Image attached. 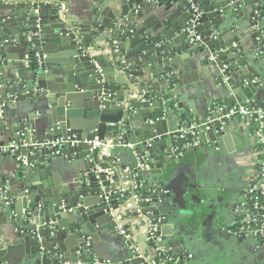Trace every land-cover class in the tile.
Segmentation results:
<instances>
[{"label": "water", "instance_id": "1", "mask_svg": "<svg viewBox=\"0 0 264 264\" xmlns=\"http://www.w3.org/2000/svg\"><path fill=\"white\" fill-rule=\"evenodd\" d=\"M69 1L0 0V12H7L0 15V53L3 48L18 46L25 53L22 61L29 63L24 70L20 68L24 62L15 63L20 75L16 78L0 77V119L16 133L22 132L18 145L28 162L25 182L34 183L35 173L48 171L47 165L55 168L64 158V184H69L66 190L64 184L41 177L43 183L26 193V184L0 179L18 192L22 203L21 209L10 208L1 200V213L11 217L15 230L10 228L5 237L0 231V264H92L97 237L102 232L115 236L120 223L117 216L123 212L147 230L151 221L165 217L160 229L163 247L167 253L181 256L188 250L189 238L184 225L178 228L175 224L186 209L181 194L176 195L165 182L151 180L146 183L150 190L158 185L164 191H144V199L151 198V203L142 202L140 212L130 207V188L135 182L163 174V165L173 160L161 163L158 158L160 164L150 171L134 170L135 164L121 165L117 178L123 175V180L111 184L101 172L106 166L100 161L101 152H91L84 142L107 141L125 132L126 145L152 140V158L156 148L167 150L170 156L182 130L205 121L176 113L182 121L173 128L169 122L175 115L167 110L168 120L155 122L163 113L159 98H168L164 93L167 86L179 89L192 102L199 99V109L189 106L190 110L203 112L206 118L214 116V104L221 99L228 109L237 104L255 107L248 102L264 84V55L259 54L264 52V0H85L92 18L85 27L73 18L65 5ZM197 36L200 41L195 40ZM5 60H9L7 55L0 58V62ZM198 62L208 69L207 76L217 88L210 89L211 98L205 86L187 84L186 75L198 68ZM143 90L152 92L157 101L141 102ZM126 92L132 97L125 99ZM31 101L43 105L44 134L29 131L32 125L26 123V115ZM138 110L147 112L139 125L135 122ZM227 124L220 136L237 131L235 120ZM209 136L213 141L218 138L215 130ZM59 138L65 141L62 148L42 146ZM190 139L188 134L184 142ZM121 150L112 149V157ZM127 168L130 175H124ZM123 189L125 193H121ZM63 204L65 209H61ZM38 205L43 206L40 212L36 211ZM250 216L239 200L235 223L239 226ZM65 219L69 225L62 227L60 222ZM18 244L25 246L26 256L15 263ZM138 245L140 252L129 253L123 264H153L156 247L150 244L146 248L141 241Z\"/></svg>", "mask_w": 264, "mask_h": 264}, {"label": "crops", "instance_id": "2", "mask_svg": "<svg viewBox=\"0 0 264 264\" xmlns=\"http://www.w3.org/2000/svg\"><path fill=\"white\" fill-rule=\"evenodd\" d=\"M86 2L85 0H71L65 4L73 13V18L77 20L76 22H79L84 27L87 25V22L92 21V18H90L91 6L88 3L86 4ZM0 15L6 16L7 12H0ZM244 43L246 45L250 44V42ZM23 54H25L23 49L18 46L3 48L0 58L3 55H7L9 60L0 62V77L16 78L20 76L16 71L17 66L15 63L19 60L21 63L24 62L20 67L23 70L29 67L25 61H22ZM198 65L197 69L194 68L190 74L186 75L187 84L190 86L196 84H200L201 87L205 86L208 90L206 93L211 98L210 89L216 91L217 88L215 83L211 81V78L207 76L208 69L201 66L200 62H198ZM261 73V75H264V72ZM143 79L139 77L140 81ZM167 87L164 88V93L168 95L167 99H170L171 103L174 100L177 101L171 110L175 117H171L169 126L174 128L182 121L181 118H176V113L187 114V117L193 121L195 117H198L201 123L205 119H208V115H206L207 118L202 116L203 112L193 114L190 110L189 106H192L196 110L199 109V99H194V102H192L187 96L182 97L178 92L179 89L173 90ZM257 90V94L248 103L250 105L254 103L255 107H264V84L261 83ZM26 94L29 93L26 91ZM36 94L37 90H34L33 95ZM128 97H132V93L126 92L125 99ZM181 105L182 108H180ZM28 106H31L30 112H33L30 114L29 110H27L29 113L26 115V118L29 121L26 123L29 122L32 125L29 131L40 135L44 134L45 130H47L45 128L47 119L46 114L42 110L43 105L31 101ZM214 107L216 111V107L227 106L221 99L215 102ZM146 113V111L142 110H138L135 113V116L138 118L135 119V122H138L137 125L142 123V117ZM191 114L194 116L190 117ZM158 119L155 122L163 121L162 119ZM10 123L12 126L14 125L13 121ZM232 123L228 122V124ZM235 123L238 124V128L241 127L242 129L237 128L234 135L226 134L225 136H218L216 141H213L209 136L214 145L203 146L197 150L188 149V151L183 152V155L178 158L173 157L172 153L170 156H167V150L162 151L160 148H156L153 152V155H155L154 165L160 164L159 161L157 162L158 158L161 159V163L165 160L169 162L170 160L173 161L163 165V174L151 176L150 179H143L146 183L151 180L165 182L176 195L177 193L181 194L184 203L183 207L185 206L186 209H183L184 211L181 214V218H179L180 220L178 219L175 224L178 228L180 224L184 225V229L189 232V238L188 240L186 239L188 250L185 254L191 255V264H264V245L258 244L253 237H239L236 234L239 231V227L235 223V208L239 200L243 202L246 189L254 179L259 149L255 129L247 127L246 123L239 118L235 119ZM21 134L22 132L16 133L9 128L8 124L4 123L3 119H0V146L5 147L14 140L19 141V138L22 136ZM20 150L18 156L21 157L22 153ZM111 151L108 150L110 154L112 153ZM115 157L120 160V166L132 167L134 166L133 164L136 166L137 159L130 149H123L117 152ZM64 161V158H61L56 162L55 168L47 165L50 168L48 171L41 170L38 175L35 173L33 175V178H35L33 183L30 180L25 182L26 177L29 175L26 172V167L22 163L19 164L20 161L17 158L0 155V179H6V181L10 179L16 184H26V189H28L26 193L31 190L32 186L35 187L43 183V180L40 179L41 177L45 179L52 178V181L64 184L66 178ZM64 187V189L68 190L69 184H64ZM154 187L155 190L152 193L160 189V191H164V188L158 185H154ZM0 191V197L2 196L11 202V205L8 207L17 206L21 209L22 203L18 200V192H14L8 185L4 186L1 183ZM63 206L66 207L67 205L63 204ZM177 211L180 212V210ZM182 218L186 220L185 222L182 221L183 223L181 222ZM119 219L125 223H137L132 215L130 216L125 212L120 215ZM13 223L11 217L1 213L0 208V231L4 234L3 237H5V232L7 233L10 228L13 231L15 230V227L12 225ZM60 223L62 227H67L69 220L65 219ZM103 224H107V222ZM103 224L98 225L102 227ZM50 225L54 226V222H50ZM96 227L92 226V229H97ZM144 230L145 228L140 225L138 228L137 226L130 228V234L133 235L134 241L136 240L137 243L139 241L144 242L142 239ZM115 232V236L106 235L102 232L97 237L98 241L94 245L95 254H92L90 257L97 256L103 260L110 259L115 264H123L131 251L125 242V238L117 232V226ZM16 241L23 240L16 239ZM18 245L19 248L13 253V262L15 263L22 260L21 255L26 256L25 246ZM65 264H73V262ZM77 264H82V262L79 261Z\"/></svg>", "mask_w": 264, "mask_h": 264}, {"label": "built area", "instance_id": "3", "mask_svg": "<svg viewBox=\"0 0 264 264\" xmlns=\"http://www.w3.org/2000/svg\"><path fill=\"white\" fill-rule=\"evenodd\" d=\"M196 41H200L201 37L197 36L195 38ZM191 42H195L193 39ZM260 55H264V52L260 51ZM38 56V55H37ZM29 65V63H26ZM141 102H155L157 101L154 97L153 93L143 90L140 94ZM162 102L163 113L158 120H167L168 113L167 110L171 111L170 108L171 100L167 98H159ZM242 119L246 121V126L250 128H254L256 131V135L258 137V162L256 166V171L254 175V179L252 183L248 186L245 192L244 200L242 202V208L245 209L246 212H251V216L245 223H241L239 227V231L236 233L238 236H249L253 237L256 242H264V107H251L246 104H237L231 108L227 107H217L214 113V116L208 117L205 122L199 126L193 124L190 129L182 130V134L178 137V143L172 151L173 157H180L183 155V152L188 151V149H199L203 146H211L214 143L211 141L209 137V133L215 130V134L220 136L221 133L224 132V127L226 123L233 122L235 119ZM226 121L225 123L222 121ZM221 123L220 127L216 130L217 124ZM190 134L191 139L184 142L186 136ZM22 135V134H21ZM126 133H122L118 137L107 141H99L96 139L93 142L84 143L90 147L91 152H101L100 161L106 164L105 169L101 172H104L108 180L111 184H116L118 180H123V175L117 178V170L120 167V160L118 158L112 157V155L108 152V150H112L114 148L121 149H130L135 158L137 159L136 166L134 170L139 171H150L154 166V158L150 155V152L153 150L152 140L146 142H140L136 145L134 144H125L124 137ZM18 140L12 141L8 146L2 147L0 146V155L10 156L17 158L20 163L24 167H28V162L25 158L18 156L19 145ZM77 143V142H76ZM75 144V143H74ZM42 146H51V147H60L65 146V141L63 138H59L54 142L46 141ZM140 150V154L138 153ZM141 150L143 154L141 155ZM59 154V152H57ZM111 160V162H110ZM131 169L127 168L124 171V175H130ZM136 178L139 177V173L135 175ZM128 180L126 181V183ZM147 187V189H146ZM131 195L133 199V204L130 206L133 209H137L139 212L140 204L142 202L146 204H150L151 198L144 199V191L152 193L153 190H150L146 185V181L143 179L135 182L134 186L131 188ZM125 189L121 190V193H125ZM1 200H6V205L10 206L11 202L8 201L4 197H0ZM61 209H65V206H62ZM43 206L38 205L36 207V211H42ZM250 210V211H249ZM152 214V213H149ZM120 216H117V232L125 238V242L130 249L133 255H136L140 252L139 242L133 239V235L130 234V228L134 226H142L141 223H125L121 221ZM166 220L165 217H159L157 220H153L149 223L148 230L145 228L142 239L143 243L148 247L150 244L156 247L155 256L153 264H191V255L184 254L183 256H176L174 254L167 253L165 248L163 247V236L160 233V229L162 227L163 222ZM93 264H115L110 259H100L98 257H93Z\"/></svg>", "mask_w": 264, "mask_h": 264}, {"label": "trees", "instance_id": "4", "mask_svg": "<svg viewBox=\"0 0 264 264\" xmlns=\"http://www.w3.org/2000/svg\"><path fill=\"white\" fill-rule=\"evenodd\" d=\"M176 102H177V101L174 100V101L170 104V108H171V109L174 108V105H175Z\"/></svg>", "mask_w": 264, "mask_h": 264}, {"label": "flooded vegetation", "instance_id": "5", "mask_svg": "<svg viewBox=\"0 0 264 264\" xmlns=\"http://www.w3.org/2000/svg\"><path fill=\"white\" fill-rule=\"evenodd\" d=\"M240 237V236H239ZM242 237V236H241ZM241 239V238H240Z\"/></svg>", "mask_w": 264, "mask_h": 264}]
</instances>
